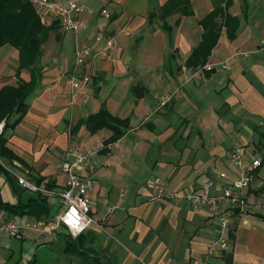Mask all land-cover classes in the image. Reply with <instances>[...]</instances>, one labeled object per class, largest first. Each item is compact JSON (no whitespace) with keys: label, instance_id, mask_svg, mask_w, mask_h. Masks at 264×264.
Masks as SVG:
<instances>
[{"label":"crops","instance_id":"crops-1","mask_svg":"<svg viewBox=\"0 0 264 264\" xmlns=\"http://www.w3.org/2000/svg\"><path fill=\"white\" fill-rule=\"evenodd\" d=\"M79 1L82 28L72 33L57 23L46 27L39 85L26 99L25 116L1 132L10 151L0 157L1 202L23 207L41 196L50 212L36 218L0 210L29 226L19 239L0 237V264H188L202 259L216 240L220 217L229 222L225 253L232 264H264L261 166L244 190L243 212L221 207L210 213L151 201L144 186L159 176L170 191H197L211 179L216 195L245 171L229 162L231 151L240 150L245 166L256 159L264 140V0H231L225 13L236 20L234 37L221 27L206 63L215 70L191 81H184L192 72L186 61L202 41L200 21L214 10V0H174L168 9L170 0ZM221 2L224 8L226 0ZM98 34L103 38L96 42ZM108 39L113 46L103 57ZM82 47L91 55L77 68L75 50ZM18 66V50L1 47L0 91L29 82V70L18 72ZM73 74H86L89 82L71 98ZM163 94L173 98L160 108ZM101 110L126 124L111 150L98 153L86 170L93 180L90 216L96 223L76 241L63 228L49 234L62 210L60 165L67 150H88L112 136L106 127L87 125ZM18 178L40 191L23 189ZM36 223L42 225L32 228ZM222 253L209 263L221 264Z\"/></svg>","mask_w":264,"mask_h":264},{"label":"built area","instance_id":"built-area-1","mask_svg":"<svg viewBox=\"0 0 264 264\" xmlns=\"http://www.w3.org/2000/svg\"><path fill=\"white\" fill-rule=\"evenodd\" d=\"M35 10L36 16L40 24L44 27L52 26L57 23L66 31L77 33L82 28L81 14L83 7L79 0H26ZM107 16L105 11H102ZM103 38L102 34L96 35V42ZM113 46L112 39L106 40L105 48L101 52L103 57L108 56V51ZM261 48L264 49V40L261 42ZM91 55L88 47H82L75 50V64L77 68L83 66L84 61ZM243 57L247 53H241ZM222 69H226V64H221ZM215 70L214 65L206 64L202 68H198L196 75L201 71ZM70 86L73 91L71 98L83 86L89 82V76L86 74H73L70 79ZM172 94H163L159 97V107L163 108L171 102ZM3 129V123H0V135ZM112 144L107 143L106 139L95 141L91 148L83 150L79 147H71L67 150L64 160L60 165V174L65 178L64 189L60 192L59 198L62 206L60 213L51 222L52 230L56 231L63 228L67 231L72 239H76L91 225L95 224V220L90 216V200L89 193L92 188L93 180L86 176V170L92 159L100 152L111 150ZM229 162L235 168L245 169L241 177L232 183H225L221 186L219 193L212 194L213 181L206 179L199 190H181L170 191L167 188V182L159 176H152L145 181V188L149 193L151 201L165 200L174 203H184L192 210L204 209L210 213L216 212L218 208L226 207L243 212L246 207L244 198V190L248 187L253 178V171L261 166V161L255 159L250 165L245 166L241 152L239 149L231 151L228 155ZM220 178H224V174H219ZM17 183L23 189L30 192H39V188L33 183L18 178ZM229 222L227 218L220 217L218 219V230L216 240L207 248L202 259H192L188 264H210L211 258L217 254L229 250ZM42 224L36 223L31 227L38 229ZM28 225L20 226L16 216L5 217L0 211V237L19 239L22 236L23 229Z\"/></svg>","mask_w":264,"mask_h":264},{"label":"trees","instance_id":"trees-1","mask_svg":"<svg viewBox=\"0 0 264 264\" xmlns=\"http://www.w3.org/2000/svg\"><path fill=\"white\" fill-rule=\"evenodd\" d=\"M173 1H169L166 9ZM214 1L216 4L214 10L200 21L204 30L202 41L188 57L186 61V67L188 68L198 69L206 65L222 26L227 28L230 39L234 37L236 27L234 28L232 25L236 23V20L225 13V9L230 5L231 0H226L224 8L221 6V1L224 0ZM48 30L49 28L40 24L35 10L26 0H0V48L9 45L17 49L19 52L18 72L27 69L31 76L27 83H19L15 88L5 87L0 91V122H4L3 131L9 127H14L27 112L26 99L36 90L41 78L42 71L39 67V59L42 55V45L45 42ZM205 72L210 73L212 71ZM12 116L17 118L11 124L9 120ZM86 122L91 130L100 127H106L110 130L112 136L109 140H106L107 143L118 140L122 136V129L126 124L124 120L109 116L104 110L89 117ZM6 156H10V151L6 147V138L1 135L0 157ZM262 165H264V158L261 160ZM0 210L20 213V215L28 214L36 218L47 217L50 212L46 198H41V196L23 207H12L0 200ZM224 253L221 256V264H232L230 253Z\"/></svg>","mask_w":264,"mask_h":264},{"label":"rangeland","instance_id":"rangeland-1","mask_svg":"<svg viewBox=\"0 0 264 264\" xmlns=\"http://www.w3.org/2000/svg\"><path fill=\"white\" fill-rule=\"evenodd\" d=\"M195 27H196V25H195ZM187 70L188 69H183L182 71L185 72ZM197 70L198 69H191V71H192L191 74L189 75L188 78H185L186 76H184V81H188V80L191 81L193 79H198L200 76L204 75V72H202V71L196 75ZM261 143H262L261 147L258 149L259 151L257 153H254L255 157H253V158H256L258 160H263V158H264V153H262V151L264 150V140H262ZM253 158H252V156H250L249 160L251 161ZM259 178L264 181V165H262L259 169Z\"/></svg>","mask_w":264,"mask_h":264}]
</instances>
